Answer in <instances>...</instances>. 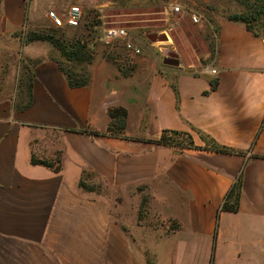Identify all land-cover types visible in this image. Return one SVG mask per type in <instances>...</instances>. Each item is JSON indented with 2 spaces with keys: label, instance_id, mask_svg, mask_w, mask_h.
Instances as JSON below:
<instances>
[{
  "label": "crops",
  "instance_id": "0c3cea01",
  "mask_svg": "<svg viewBox=\"0 0 264 264\" xmlns=\"http://www.w3.org/2000/svg\"><path fill=\"white\" fill-rule=\"evenodd\" d=\"M36 10L0 0V264H264V37L223 17L216 75L151 44L129 74L95 55L71 86L50 42L19 40Z\"/></svg>",
  "mask_w": 264,
  "mask_h": 264
},
{
  "label": "rangeland",
  "instance_id": "374dc122",
  "mask_svg": "<svg viewBox=\"0 0 264 264\" xmlns=\"http://www.w3.org/2000/svg\"><path fill=\"white\" fill-rule=\"evenodd\" d=\"M31 1L37 6L36 16L26 21L35 22L37 27L24 30L19 37L21 44H27L32 33H51L63 40L86 41L90 62L60 59V65L66 71L86 76L88 80V69L95 55L113 63L121 73L127 75L134 69L135 57L145 54V46L151 44L159 53L160 60L170 53L177 54L178 64L183 68L215 63L217 24L221 18L237 13L251 12L255 18L249 19V25L264 37V0H28V5ZM171 3L181 4L191 12L198 13L200 22L192 23L188 14H184L178 17V24L171 27L172 19L167 20L165 15ZM72 6L82 9L79 21L71 26H54L48 12L53 10L65 20ZM252 8L258 12H252ZM102 23L105 27L126 29L141 53L133 55L120 42L108 44L103 41L99 30ZM33 41L47 40L35 38Z\"/></svg>",
  "mask_w": 264,
  "mask_h": 264
},
{
  "label": "trees",
  "instance_id": "16d2710c",
  "mask_svg": "<svg viewBox=\"0 0 264 264\" xmlns=\"http://www.w3.org/2000/svg\"><path fill=\"white\" fill-rule=\"evenodd\" d=\"M240 1L245 2V0H240ZM251 11L252 12L255 11V13L258 12V10L254 8H252ZM228 18L233 21L243 22L248 28V30L253 32L254 35L260 36L255 31L254 27L249 25V22H250L249 19L255 18L251 12L233 14L231 16H228ZM34 35L35 33L31 34V37H29L28 39L29 42L33 41L35 38H42V40L49 41L59 51L62 57L61 60H65L68 62L69 61L90 62V56H89L87 43L84 40H81V39L63 40V39H59L55 37V35L51 33H46L45 35H35L36 37ZM59 64H61L60 60H59ZM60 68L66 75L68 83L71 86H82L89 82L86 76L77 75L68 70L66 71L65 68L61 67V65H60ZM215 86H216V83L213 81L212 87H215ZM108 114L111 118V122H110V126L108 127L107 134L111 136H122L123 131L125 129V125H126V115H127L126 109L123 106H113L108 109ZM90 134H92V132H90ZM181 135H185V134L172 131L171 135H169V132L166 131L161 134L160 138L156 140V142L163 143V144H169L173 146H180V147H183V146L195 147L189 136L185 135L186 137H180ZM208 144H206V146H204L203 148L209 149V150H216V151H231L227 147L216 145L215 143H210V141H208ZM32 161L50 165L49 162L45 160L32 159ZM81 184L82 186H84L83 183ZM239 195H240V182L238 180L228 192V195L224 203L222 204L221 210L236 211L238 207Z\"/></svg>",
  "mask_w": 264,
  "mask_h": 264
},
{
  "label": "built area",
  "instance_id": "2783aa9c",
  "mask_svg": "<svg viewBox=\"0 0 264 264\" xmlns=\"http://www.w3.org/2000/svg\"><path fill=\"white\" fill-rule=\"evenodd\" d=\"M166 18L169 20L172 19L171 27L178 24V17L188 14L192 23H199L201 16L198 13L191 12L189 9H186L181 4L171 3L166 9ZM82 9L79 6H72L67 14L66 19H62L55 11L51 10L48 12V17L51 20L54 26L62 25H75L81 18ZM99 30L101 33V38L108 44L120 42L122 43L124 49L130 52L133 55H139L141 49L136 45L133 38L129 35V32L122 27H105L104 23L100 24ZM196 71H207L212 75L218 73V69L214 66V62L211 64H206L196 68Z\"/></svg>",
  "mask_w": 264,
  "mask_h": 264
},
{
  "label": "water",
  "instance_id": "95a60500",
  "mask_svg": "<svg viewBox=\"0 0 264 264\" xmlns=\"http://www.w3.org/2000/svg\"><path fill=\"white\" fill-rule=\"evenodd\" d=\"M163 63L167 64V65L177 66L178 65V56H177V54L170 53L167 57L164 58Z\"/></svg>",
  "mask_w": 264,
  "mask_h": 264
}]
</instances>
